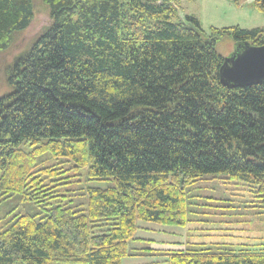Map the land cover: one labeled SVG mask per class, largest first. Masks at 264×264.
<instances>
[{
    "label": "trees",
    "instance_id": "1",
    "mask_svg": "<svg viewBox=\"0 0 264 264\" xmlns=\"http://www.w3.org/2000/svg\"><path fill=\"white\" fill-rule=\"evenodd\" d=\"M42 1L51 24L0 97V264H264L261 242H207L203 227L183 250L136 237L141 221L208 223L206 177L264 218V82L223 86L219 39L180 0ZM33 7L0 0V51ZM214 30L264 45L263 29Z\"/></svg>",
    "mask_w": 264,
    "mask_h": 264
},
{
    "label": "rangeland",
    "instance_id": "2",
    "mask_svg": "<svg viewBox=\"0 0 264 264\" xmlns=\"http://www.w3.org/2000/svg\"><path fill=\"white\" fill-rule=\"evenodd\" d=\"M256 1L259 0H180L177 8L181 19L185 15L196 16L202 28L219 39L218 51L224 56H229L236 50V43L214 29L240 27L244 30H264V11L252 5ZM33 6V19L28 27L15 33L9 46L0 51V97L12 91L6 78L15 59L51 24L47 4L42 0H33ZM39 162L40 160L37 161ZM195 185V196H203L205 202L202 203L213 205L212 208L204 206L211 211H201L203 216L212 213V219L208 223L191 222L185 226H175L141 221L139 225L142 228L136 232V237L150 240L151 244L155 243L153 246L156 248L169 246L171 249L183 250L188 240L198 239L195 236L196 231L191 229L203 227L206 228L205 234H210L209 237H203L207 242H216L224 235L236 242L243 240L248 243L261 242L264 245V218L257 213V202L252 203V197L247 192L238 191L236 185L222 187L218 179L209 177L198 180ZM213 220L215 222H211Z\"/></svg>",
    "mask_w": 264,
    "mask_h": 264
},
{
    "label": "water",
    "instance_id": "3",
    "mask_svg": "<svg viewBox=\"0 0 264 264\" xmlns=\"http://www.w3.org/2000/svg\"><path fill=\"white\" fill-rule=\"evenodd\" d=\"M236 50L223 58L219 69L221 83L228 87L249 86L264 82V45L236 43Z\"/></svg>",
    "mask_w": 264,
    "mask_h": 264
},
{
    "label": "crops",
    "instance_id": "4",
    "mask_svg": "<svg viewBox=\"0 0 264 264\" xmlns=\"http://www.w3.org/2000/svg\"><path fill=\"white\" fill-rule=\"evenodd\" d=\"M154 244H150L149 245V247L151 249H153V250H157V249H159V250H169V249H171V248H169V246H164V247L161 246V247L156 248V247L153 246ZM137 254L139 255V254H141V252H138ZM145 259L146 258H142V257L141 258H129V259L124 260L122 263L123 264H145L146 263Z\"/></svg>",
    "mask_w": 264,
    "mask_h": 264
},
{
    "label": "bare ground",
    "instance_id": "5",
    "mask_svg": "<svg viewBox=\"0 0 264 264\" xmlns=\"http://www.w3.org/2000/svg\"><path fill=\"white\" fill-rule=\"evenodd\" d=\"M247 43V42H246Z\"/></svg>",
    "mask_w": 264,
    "mask_h": 264
}]
</instances>
